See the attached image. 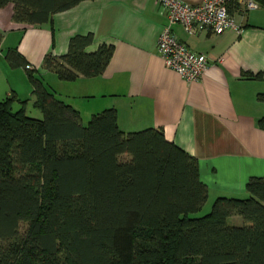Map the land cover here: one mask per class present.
Masks as SVG:
<instances>
[{
  "label": "trees",
  "instance_id": "1",
  "mask_svg": "<svg viewBox=\"0 0 264 264\" xmlns=\"http://www.w3.org/2000/svg\"><path fill=\"white\" fill-rule=\"evenodd\" d=\"M83 1L0 0V9L12 5L14 23L42 26ZM92 42L72 37L42 69L65 82L101 76L113 47L88 53ZM5 59L28 66L17 49ZM28 78L41 118L14 96L0 101V264H264V177L248 180L245 199L218 198L199 216L208 191L198 162L162 130L124 133L114 109L84 125L36 70ZM257 124L264 131V117Z\"/></svg>",
  "mask_w": 264,
  "mask_h": 264
},
{
  "label": "crops",
  "instance_id": "2",
  "mask_svg": "<svg viewBox=\"0 0 264 264\" xmlns=\"http://www.w3.org/2000/svg\"><path fill=\"white\" fill-rule=\"evenodd\" d=\"M236 2L239 8L233 3L231 15L243 28L240 35H189L179 24L172 27L180 42L207 58L194 83L168 69L158 53V37L168 21L156 0H86L42 26L14 23L8 5L0 9V101L14 96L27 102L26 112L41 118L31 109L28 70L13 69L5 59L7 50L17 49L56 97L79 112L84 125L114 109L124 133L162 130L168 142L197 160L207 201L245 199L248 180L264 177V131L257 124L264 117V8L245 12L241 0ZM88 34L93 42L86 52L113 47L101 76L65 82L42 69L45 55L61 57L72 37Z\"/></svg>",
  "mask_w": 264,
  "mask_h": 264
},
{
  "label": "built area",
  "instance_id": "3",
  "mask_svg": "<svg viewBox=\"0 0 264 264\" xmlns=\"http://www.w3.org/2000/svg\"><path fill=\"white\" fill-rule=\"evenodd\" d=\"M234 1L238 0H203L198 5H190L183 0H156L165 9L168 21L157 41V50L165 66L187 83L199 82L207 68V58L180 42L172 27L179 24L189 35L200 32L219 35L227 31L240 35L242 26L228 12L229 4ZM241 3L245 12L259 8L251 0H241ZM26 69L32 70L29 65Z\"/></svg>",
  "mask_w": 264,
  "mask_h": 264
},
{
  "label": "rangeland",
  "instance_id": "4",
  "mask_svg": "<svg viewBox=\"0 0 264 264\" xmlns=\"http://www.w3.org/2000/svg\"><path fill=\"white\" fill-rule=\"evenodd\" d=\"M260 9H255L254 12H259ZM28 116H32L33 114H31L30 112H26ZM35 117V116H33ZM212 207V203L210 202V200H208L205 204V206L202 208V210L198 213L199 216L205 215L207 213L210 212ZM241 222V219L239 217H235V218H229L228 223L230 225H236L237 223ZM27 229V224H21L20 226V232L21 234H24L25 230ZM138 236L145 238L147 236L146 232L143 230H139L138 232Z\"/></svg>",
  "mask_w": 264,
  "mask_h": 264
}]
</instances>
